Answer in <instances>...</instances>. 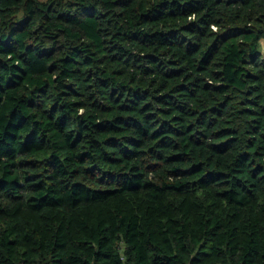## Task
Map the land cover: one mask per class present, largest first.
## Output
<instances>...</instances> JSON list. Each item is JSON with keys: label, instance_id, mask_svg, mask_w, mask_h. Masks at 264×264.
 I'll use <instances>...</instances> for the list:
<instances>
[{"label": "trees", "instance_id": "1", "mask_svg": "<svg viewBox=\"0 0 264 264\" xmlns=\"http://www.w3.org/2000/svg\"><path fill=\"white\" fill-rule=\"evenodd\" d=\"M263 40L264 0H0V264H264Z\"/></svg>", "mask_w": 264, "mask_h": 264}, {"label": "clouds", "instance_id": "2", "mask_svg": "<svg viewBox=\"0 0 264 264\" xmlns=\"http://www.w3.org/2000/svg\"><path fill=\"white\" fill-rule=\"evenodd\" d=\"M188 19H189V20H195L196 17L193 15V16H190ZM213 31H215V29H213Z\"/></svg>", "mask_w": 264, "mask_h": 264}, {"label": "rangeland", "instance_id": "3", "mask_svg": "<svg viewBox=\"0 0 264 264\" xmlns=\"http://www.w3.org/2000/svg\"><path fill=\"white\" fill-rule=\"evenodd\" d=\"M262 52L264 54V40L262 41Z\"/></svg>", "mask_w": 264, "mask_h": 264}]
</instances>
